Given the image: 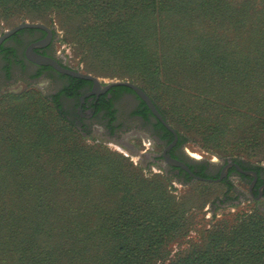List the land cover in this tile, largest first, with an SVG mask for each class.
<instances>
[{"label": "trees", "instance_id": "1", "mask_svg": "<svg viewBox=\"0 0 264 264\" xmlns=\"http://www.w3.org/2000/svg\"><path fill=\"white\" fill-rule=\"evenodd\" d=\"M47 13L57 15L74 32L99 28L102 33L92 38L96 42L82 44L83 49L135 64L145 78L165 85L182 108L193 111L198 106L201 113L196 117L224 138L233 137L234 150L251 146L264 152V0H0V17L44 22ZM152 15L157 17L152 19ZM117 41L127 50H111ZM142 88L168 120V111L148 88ZM217 88L235 99H192L188 91L200 96ZM177 132L184 144L183 134ZM255 149L251 151L258 155ZM50 163L47 159L40 166ZM11 172L0 170V264H133L128 249L134 252L136 247L117 249L119 243L103 248L101 254L85 242L70 250L75 236L68 234H92L91 222L67 215L73 213V191H63L68 185L57 187L60 172ZM65 177L66 182L78 178L71 172ZM87 192L84 186L80 193ZM60 196H64L62 203L57 202ZM193 229L189 223L181 234H162L158 244L162 250L175 241L183 245L186 240V244L173 254L170 248L167 254L154 256L152 264H248L257 260L231 246L215 254L210 248L214 241L211 229H202L198 239L190 237ZM102 230L100 226L98 232ZM60 234L66 236L64 255L58 252ZM43 235L50 240L46 250ZM103 235L108 238L104 242H111V234Z\"/></svg>", "mask_w": 264, "mask_h": 264}, {"label": "rangeland", "instance_id": "2", "mask_svg": "<svg viewBox=\"0 0 264 264\" xmlns=\"http://www.w3.org/2000/svg\"><path fill=\"white\" fill-rule=\"evenodd\" d=\"M43 19L41 23L55 30L56 51L67 65L96 76L101 84L129 81L148 88L168 111L167 122L183 134L187 153L200 157L199 160L239 158L264 166V152L251 146L234 150L233 137L224 138L225 135L208 128L196 117L201 113L198 106L195 105L193 111L182 108L165 85L145 78L135 64H126L118 56L109 58L83 49L82 44L96 42L92 38L102 33L99 28L78 33L62 24L53 13H47ZM25 21L31 22L21 16L0 17V34ZM120 48L127 50L117 41L111 50ZM3 83L0 85V163L10 166H0V170L34 172L40 169L61 173L57 187L62 189L68 185L63 191H73L70 198L73 213L67 215L77 221L91 222L92 234H68V237L75 236L70 250L90 245L91 250L101 254L103 248L119 243L117 249L136 247L134 252L128 249L133 264H152L154 256L167 254L170 248L173 254L182 244L175 241L169 244L168 250H162L158 245L162 234H181L190 223L194 226L190 233L193 239L200 238L202 229H211L214 241L210 248L215 254H223L231 246L245 250L246 258L257 259L248 264H264V200L237 197L234 190L222 183L179 182L166 172L163 163L153 161L160 147L147 134L139 132L137 124H132L117 138L107 136L100 127L81 130L58 113L50 99L54 87L46 80L30 84L16 78ZM188 91L192 99H235L220 88L200 96ZM122 105L126 107L127 103ZM251 148L258 151V155H254ZM47 159L52 163L41 167ZM34 163L37 165L32 167ZM68 172L78 178L66 182ZM84 186L88 188V196L80 193ZM63 201L64 196L57 199L58 203ZM100 226L102 233L98 232ZM103 234H111V242H104L108 238ZM60 235L62 243L58 252L64 255L66 236ZM42 242L46 250L49 238L43 235ZM82 242L85 245H81Z\"/></svg>", "mask_w": 264, "mask_h": 264}, {"label": "flooded vegetation", "instance_id": "3", "mask_svg": "<svg viewBox=\"0 0 264 264\" xmlns=\"http://www.w3.org/2000/svg\"><path fill=\"white\" fill-rule=\"evenodd\" d=\"M47 27L48 30L23 28L0 45V85L16 78L30 84L46 80L54 87L50 93L52 102L81 130L100 127L107 136L117 138L132 124H137L139 132L147 134L160 147L153 161L163 163L166 172L179 182L222 183L234 190L237 197L264 200V167L239 158L199 160L200 157L187 153L178 132L166 127L132 87L118 84L106 89V84H96L91 79L61 72L52 65L39 64L29 58L30 51L52 57L62 66L76 70L59 56L55 48V30ZM165 155L182 162L188 169L168 163Z\"/></svg>", "mask_w": 264, "mask_h": 264}, {"label": "water", "instance_id": "4", "mask_svg": "<svg viewBox=\"0 0 264 264\" xmlns=\"http://www.w3.org/2000/svg\"><path fill=\"white\" fill-rule=\"evenodd\" d=\"M23 28H44L47 30L49 29L47 27V25H45L44 23H41V22H28V21L21 22L20 24L15 25L14 27H12L8 30H5L3 33L0 34V45L7 38H9L14 33H16L17 31H19ZM29 58H31L33 61H35L39 64L52 65L53 67H55L56 69H58L61 72H65V73L71 74L73 76L91 79V80L95 81L96 84H101L99 82V79L96 76H94L92 74L84 73V72H81L78 70L66 68V67L62 66L60 63H58V61L52 57L37 55L34 52L29 51ZM118 84L128 85V86L132 87L135 90V92L137 93V95L147 104V106L149 107L151 112L159 120H161L166 127H168L171 131L176 133L175 129L167 122V120L164 118L162 113L159 111V109L157 108V106H156L155 102L153 101V99L151 98V96L143 88H141L139 85H137L133 82H129V81H117V82H111V83L106 84L105 88L108 89L109 87L114 86V85H118ZM165 158H166V161L168 163L180 165V166H183L184 168L188 169L185 164H183L182 162H180L178 160H175V159H173L167 155H165Z\"/></svg>", "mask_w": 264, "mask_h": 264}]
</instances>
